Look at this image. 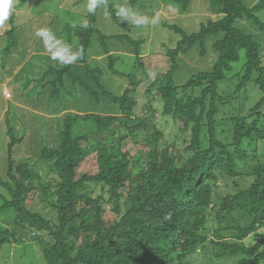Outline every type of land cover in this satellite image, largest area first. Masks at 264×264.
<instances>
[{"label":"trees","instance_id":"trees-1","mask_svg":"<svg viewBox=\"0 0 264 264\" xmlns=\"http://www.w3.org/2000/svg\"><path fill=\"white\" fill-rule=\"evenodd\" d=\"M160 1L178 8L181 14L191 6V0ZM27 2L20 0L18 6ZM130 2L136 4L140 0ZM208 2L216 18L207 19L200 30L187 33L177 25L165 24L181 39L175 48L166 47L170 69L158 74L146 91L155 101L153 91L156 90L163 115L180 122L182 133L189 134L183 151L175 145L160 149L159 141L164 134L157 128L154 116L136 113L139 105L135 96L142 81L135 69H143L142 41H134L129 36H107L98 29L101 5L116 24L128 25L120 20L110 0H100L96 11L88 13L87 26H67L66 29L73 31L66 40L71 45L77 40L74 52L82 50V56L73 64L50 67L40 80L43 90L51 88V98H59L61 94L76 92L80 86L96 104L104 97L109 98L119 116L89 113L68 114L64 118L57 146L43 147L39 155L50 172L59 177L53 192L49 187L38 189L40 175L34 166L14 162V147L24 138L11 139L8 181L0 180L9 199L4 200L1 211L13 210L16 218L8 226L0 223V245L21 243L32 231L33 240H39L37 233H47L54 241L43 249L45 264H194L193 259L208 245L210 223L219 225L233 212L246 208L252 221L248 227L239 226L235 230L243 238L255 234L254 245L218 242L220 251L215 262L234 257L235 264H264V232L258 233L259 226L264 224V163L253 168L254 181L249 187H242L238 182L246 174L242 164L252 157L244 147L245 141L262 142L263 146H257L254 154L261 149L263 154L259 156L264 158L261 126L264 97L253 108L245 110V114L232 111L226 118L219 117L222 108L232 107L251 82L264 93L261 44L256 35L241 25L252 22L264 31L257 16L264 10V0L253 7L246 0ZM12 32L13 29L8 33ZM123 37L135 53L130 73L116 70L119 56L107 45ZM94 39L103 47L109 72L129 82L120 96L105 87L102 69L89 63ZM209 43L217 55L212 68L190 75L184 84L177 83L182 69L180 54L197 49L205 57ZM16 46L17 42L11 40L3 52H10ZM77 65H82L83 76L79 75ZM67 80L72 83L70 91ZM233 83L236 84L233 93H222V84ZM148 103L149 112L154 114L153 101ZM225 125L230 128L226 129ZM220 127H223L221 131ZM141 136L150 150L142 165L137 166L131 154L124 151V142L127 139L137 142ZM91 157L96 159L97 171L80 173ZM224 183H233L235 192L221 197L218 193ZM91 184L101 188L99 196L93 197ZM38 191L41 201L55 210L56 222L28 207L30 194ZM107 206L115 215L110 225L104 220Z\"/></svg>","mask_w":264,"mask_h":264},{"label":"rangeland","instance_id":"rangeland-1","mask_svg":"<svg viewBox=\"0 0 264 264\" xmlns=\"http://www.w3.org/2000/svg\"><path fill=\"white\" fill-rule=\"evenodd\" d=\"M260 1L246 0L250 7L257 5ZM110 2L115 9L124 7L129 10L127 18L120 17V20L128 25L116 24L105 7L101 5L98 29L107 36H129L134 41H142L143 69H135L138 79L142 81L135 96L139 105L136 113L140 116H154L157 128L164 134V137L159 141L160 149L166 145H175L177 149L183 151L188 144L189 134L182 133L180 122L163 115L164 109L156 90L153 91L154 97L157 98L155 101L152 97L147 96L146 91L158 74H165L170 69L166 47L175 48L181 39L165 24L177 25L187 33H192L200 30L201 25L206 23L207 19L216 18V16L211 14L208 0H191L189 11L185 14H181L178 8L166 6L160 0H140L136 4H132L130 0H110ZM19 3L20 0H14L9 19L3 27H0V180L8 181V145L11 139L24 138L14 147V162L17 165L28 163L29 166H34L40 175V181L37 183L38 189L41 191L43 187H49L53 192L59 182V177L50 172L48 164L41 161L39 155L43 147L54 148L57 146L59 128L64 118L68 114L86 115L89 113L119 116V111L106 97L102 98L100 104H96L80 86L77 87V93L70 92L71 94H61L59 98H51L52 89L43 90V84L40 82L43 74L50 67L60 68L61 64L50 59L42 40L35 35L36 30L50 29L74 52L77 40H74L75 44L71 45L66 39L72 35L73 29L70 30V28L87 26L88 0H28L27 4L21 7L18 6ZM257 16L264 25V10ZM133 17H142L145 22L137 25L133 22ZM241 25L258 38L264 65V31L257 29L252 22H243ZM67 26L70 28L66 29ZM11 29L13 32L9 34ZM10 37L14 39H10ZM11 40L17 42V46L10 48V52H3ZM107 45L112 53L119 56L115 65L116 70L130 73L133 70L135 56L131 43L126 38H117V40L107 42ZM207 53L205 57L200 56L197 49L186 54L181 53L179 61L182 69L177 75L176 82L184 84L190 75L210 70L217 59L210 43ZM89 63L92 67L102 69L103 83L110 92L120 96L128 88L129 82L126 78L109 72L107 57L103 52V47L97 44L96 39L93 40L89 50ZM77 67L79 75L83 76L82 65H77ZM66 85L69 91L72 90V83L69 80L66 81ZM235 87V83L222 84L221 91L224 94H230L235 91ZM263 97L264 93L254 82H251L239 95V98L233 101L232 107L230 105L222 108L219 117L226 118L232 111L239 115L244 111L245 114V110L253 108ZM150 100L153 101L154 114L149 112L148 102ZM261 112L264 114V106ZM261 126L264 128V116L261 119ZM224 127L228 129L230 125ZM222 128L220 127L219 131ZM257 146L261 148L263 143H256L255 139L247 140L244 143L245 149L252 157L251 160L242 164L243 170L246 171L245 176L238 181L242 187L251 185L254 181V178L251 177V173L254 172L253 168L264 163V158L259 156L263 154V150L260 149L254 154ZM149 150L150 145L143 136L137 139V142L134 139H127L124 142V151L131 154L137 166L142 165L146 158L145 154ZM96 171V159L91 157L83 164L80 173L94 174ZM89 189L93 191V197L101 194V188L93 184L89 185ZM40 191L30 194L27 201L28 207L56 222L55 210L41 201ZM234 192L233 183H224L218 195L224 197ZM5 199H9V194L0 185V223L3 226H8L16 218V212L13 210L1 211ZM245 209L241 208L233 212L226 221L219 225L214 221L210 223L211 236L208 245L193 259L194 264H214L215 256L220 251L218 242L236 241L243 245H254L255 234L243 238L235 230L239 226L248 227L252 221L250 214ZM114 218L115 215L111 211V207L107 206L105 222L110 225ZM263 232L264 224L259 226L258 233ZM33 234L34 232L29 231L21 243L0 245V264H45L42 257L43 249L54 241L48 237L47 233H37L39 240H33ZM217 263L235 264L236 258L227 257ZM217 263L215 262V264Z\"/></svg>","mask_w":264,"mask_h":264},{"label":"clouds","instance_id":"clouds-1","mask_svg":"<svg viewBox=\"0 0 264 264\" xmlns=\"http://www.w3.org/2000/svg\"><path fill=\"white\" fill-rule=\"evenodd\" d=\"M99 2L100 0H88L87 10L90 13H94L99 6ZM13 4L14 0H0V27H3L9 19ZM117 15L127 18L129 10L120 7L117 9ZM133 22L140 25L145 21L142 17H133ZM35 35L42 40L45 50L49 53L50 59L54 62H58L61 65H70L75 63L82 56V50L73 52L71 47L62 39L58 38L50 29H37Z\"/></svg>","mask_w":264,"mask_h":264},{"label":"crops","instance_id":"crops-1","mask_svg":"<svg viewBox=\"0 0 264 264\" xmlns=\"http://www.w3.org/2000/svg\"><path fill=\"white\" fill-rule=\"evenodd\" d=\"M20 67V66H19ZM11 98V97H10Z\"/></svg>","mask_w":264,"mask_h":264}]
</instances>
